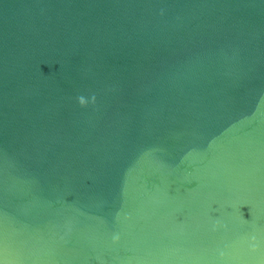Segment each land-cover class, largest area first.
<instances>
[{
	"label": "water",
	"instance_id": "1",
	"mask_svg": "<svg viewBox=\"0 0 264 264\" xmlns=\"http://www.w3.org/2000/svg\"><path fill=\"white\" fill-rule=\"evenodd\" d=\"M0 264H264V0H0Z\"/></svg>",
	"mask_w": 264,
	"mask_h": 264
}]
</instances>
